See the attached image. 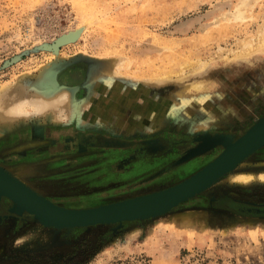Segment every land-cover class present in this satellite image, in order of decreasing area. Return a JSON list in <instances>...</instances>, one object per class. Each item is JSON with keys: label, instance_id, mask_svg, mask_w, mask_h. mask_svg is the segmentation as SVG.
<instances>
[{"label": "rangeland", "instance_id": "1", "mask_svg": "<svg viewBox=\"0 0 264 264\" xmlns=\"http://www.w3.org/2000/svg\"><path fill=\"white\" fill-rule=\"evenodd\" d=\"M240 1L0 0V87L35 83L47 68L86 114L81 128L26 118L0 136L1 168L29 170L28 185L55 204L88 208L164 188L197 170L191 159L210 162L222 146L182 159L197 133L202 140L192 124L236 139L264 116V53L233 57L264 23V0L228 17ZM155 75L167 77L148 82ZM200 79L203 88L174 98L176 83ZM33 123L42 143L1 148L30 140ZM249 172V184L231 179ZM261 172L264 146L168 212L72 227L44 224L1 195L0 264H264Z\"/></svg>", "mask_w": 264, "mask_h": 264}, {"label": "water", "instance_id": "2", "mask_svg": "<svg viewBox=\"0 0 264 264\" xmlns=\"http://www.w3.org/2000/svg\"><path fill=\"white\" fill-rule=\"evenodd\" d=\"M232 139L226 147L220 142L211 145V147L221 145L223 149L189 177L144 195H136L95 207L67 208L28 191L17 180L0 172V196L6 195L12 199L16 211H26L44 224L56 227L110 223L156 216L170 211L179 202L204 190L232 170L244 158L264 146V116L258 118L240 137ZM198 146L189 149L182 159L206 151V149L197 150Z\"/></svg>", "mask_w": 264, "mask_h": 264}, {"label": "bare ground", "instance_id": "3", "mask_svg": "<svg viewBox=\"0 0 264 264\" xmlns=\"http://www.w3.org/2000/svg\"><path fill=\"white\" fill-rule=\"evenodd\" d=\"M244 5L246 6V0H241L237 4V6L234 8V10L228 15V17L232 16L235 19L242 17V9H243ZM224 16H226V14H224ZM253 37H249V36L246 38L244 37V39L240 41V44H239L240 51L233 54L234 58H245V57L247 58L250 55H256L258 57L259 55H262V53H264V23L259 25L257 32H256V35ZM117 60H119V59H117ZM117 62L118 61H116V63ZM118 65H119V63H118ZM114 67H115V64H114ZM188 67L191 68L192 71H195V70L202 69V67H204V63L203 62H192L191 64H189ZM107 68H109V63H108ZM117 69L118 68H116V70ZM49 74L54 75V72H52L51 70H48L47 68H42V69H40L38 76L36 75L37 78H36L35 83H27V84L23 83L24 85L22 83L20 85L15 84L12 87L11 86L8 87V85H10V84H8L7 87H3V85L1 86L3 88L0 87L1 88L0 89V120H2V126L0 125V136L4 135V133H6V131H9L12 128H14L15 125H16V127L19 126L21 122H24V124H25L26 118H29L33 114H38V116L42 115V117H44V119L42 118L43 121L49 120V121H53L54 123H58L62 120H64V122L76 121L77 123H79L78 126L77 125L76 126L80 127V128L85 125L84 116L86 114L84 115V110H85L84 104L73 102V100H71L72 98L70 97L69 91L66 88H63L60 85H58L56 79H54V76H51ZM47 76L49 77L50 82H53V83L50 84V82H45V83L43 82ZM50 76H51V79H50ZM94 76H95L94 70H90V74L87 78L88 83L89 82L92 83V81L94 79H96V78H94ZM162 77H164V76H161V77L159 76V78H158L155 75V77H153L152 79H151V77L150 78L146 77V78L149 79L148 82L152 83V82L157 81L158 79L161 80ZM165 77H167V76H165ZM146 78H145V80H147ZM46 80H48V79H46ZM145 80H143V81H145ZM205 80H207V79H200V80H196L195 82L192 81L187 86H184V87H182V85H180L179 82L176 83L177 86H176V91L174 93V96H175L174 98L175 99L180 98L182 96L183 92H185V91H188V93L190 94V92H192V91H196L197 89L203 88V84H204ZM4 85H6V84H4ZM193 93H195V92H193ZM165 102H167V101H164V103H163L164 104L163 110L167 109V105H166L167 103H165ZM169 102L173 103V101H169ZM177 103L178 104L180 103V105H181L180 100L177 101ZM178 107L179 106H176L175 108H178ZM162 112L163 111L157 112V114L154 112V116L156 114V117H153L155 126H156L157 122L159 121L158 119H161L162 115L164 114V112L163 113ZM14 122H15V124H13ZM60 123H62V122H60ZM4 124H5V126H4ZM198 125H199V123L198 124H192L193 128L202 129V131L200 130L202 132V135H201L202 140L199 141L200 132L197 133L196 134L197 141H196V144L193 146V147H195V146L199 145L198 147H196L197 150L208 149L209 147H211V145L213 146L217 142L225 144V147L229 145V143L231 141V136L227 132L226 133L222 132V133L209 134L208 130H206V128L204 127L205 125L202 126V128H200L201 126L198 128ZM41 128H43V127H41L38 123H33L32 124V137L30 138V140L29 139H18V140L16 139L14 141V139H12V137L10 139L7 138L9 142L4 143L1 148L3 150L9 151L11 149H18L19 147H22L24 145L25 146H35L39 142L42 143L40 140V137L37 138L35 135L36 132H40L39 134H42ZM240 136L241 135L237 136V138ZM0 138H2V137H0ZM232 138H233V136H232ZM90 140L91 139L89 137L85 136V137H83V140L80 143L86 144ZM232 140H235V139H232ZM228 149H231V148H228ZM6 169H8V168H6ZM0 172L2 174L12 178V179L17 180L18 183L20 185H22L23 187H25L28 191L30 190L32 193L44 198V196H42V194L39 191H37V189H34V188H32V186L28 185V183H27V181H28L27 177L28 176L27 175H28V173H30L29 170H24L22 172V175L20 174L21 175V177H20L19 173H16V171L14 170V167H12V169L7 171V170L2 169L1 165H0ZM233 175L234 176H232V178L231 177L230 178L233 181L238 182V183H248L252 179H254L253 175L250 174V172H249V174L237 173V174H233ZM187 177H189V176H187ZM185 178H183V179H185ZM256 179L259 181H264V172L259 173L256 176ZM180 181H178V182H180ZM178 182H176V183H178ZM176 183L174 182V184H176ZM147 193H149V192H147ZM147 193H145V194H147ZM142 195H144V194H142Z\"/></svg>", "mask_w": 264, "mask_h": 264}, {"label": "crops", "instance_id": "4", "mask_svg": "<svg viewBox=\"0 0 264 264\" xmlns=\"http://www.w3.org/2000/svg\"><path fill=\"white\" fill-rule=\"evenodd\" d=\"M156 114H157V111H156ZM156 114H155V116H156ZM231 134H232V133H231ZM232 135H233V134H232ZM233 139H234V136H233ZM194 141H195V143H196V141H197L196 135L194 136ZM195 143H194L193 145H191L189 148H187L186 150H184V151L187 152L189 149H191V148L195 145ZM217 146H221V145H217ZM217 146H215V147H217ZM193 162H196V161H194V159H191V160L189 161L190 164L193 163ZM193 165H195V167L193 168V170L196 169V168H197V170L201 168V167L198 166L199 163H193ZM179 166H181V165H177V166H173V167L169 168V169L165 172V173H166V177H167V175H168L169 173H171L172 171H174L175 168H177V167H179ZM195 171H196V170H194L193 172H195ZM193 172H192V173H193ZM189 175H190V174H189ZM189 175H187V176H189ZM187 176H184L183 178H185V177H187ZM183 178L173 179L172 181H170V182H166V183H164V184H165L166 186H170V185L174 184V182L176 183V182L182 180ZM162 185H163V184H162Z\"/></svg>", "mask_w": 264, "mask_h": 264}, {"label": "flooded vegetation", "instance_id": "5", "mask_svg": "<svg viewBox=\"0 0 264 264\" xmlns=\"http://www.w3.org/2000/svg\"><path fill=\"white\" fill-rule=\"evenodd\" d=\"M194 163H199V161H196V162H194ZM200 164V163H199ZM166 182H170V181H172V179H170V180H165ZM165 182V183H166ZM233 207H235L236 209H239V210H241V211H246V208L245 207H243L242 205H239V204H234V206Z\"/></svg>", "mask_w": 264, "mask_h": 264}]
</instances>
